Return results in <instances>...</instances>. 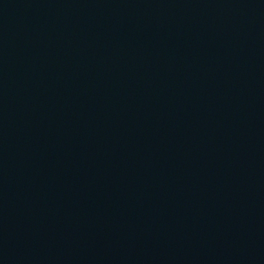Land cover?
<instances>
[{
  "label": "water",
  "instance_id": "1",
  "mask_svg": "<svg viewBox=\"0 0 264 264\" xmlns=\"http://www.w3.org/2000/svg\"><path fill=\"white\" fill-rule=\"evenodd\" d=\"M0 264H264V0H0Z\"/></svg>",
  "mask_w": 264,
  "mask_h": 264
}]
</instances>
